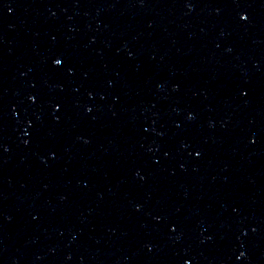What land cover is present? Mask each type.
I'll return each mask as SVG.
<instances>
[{
    "label": "water",
    "instance_id": "95a60500",
    "mask_svg": "<svg viewBox=\"0 0 264 264\" xmlns=\"http://www.w3.org/2000/svg\"><path fill=\"white\" fill-rule=\"evenodd\" d=\"M0 264H264V0H0Z\"/></svg>",
    "mask_w": 264,
    "mask_h": 264
},
{
    "label": "snow or ice",
    "instance_id": "6c2138e0",
    "mask_svg": "<svg viewBox=\"0 0 264 264\" xmlns=\"http://www.w3.org/2000/svg\"><path fill=\"white\" fill-rule=\"evenodd\" d=\"M241 19H242V20H247L248 17H247L246 14H243V13H242V14H241ZM54 63H55L56 65H60V64L62 63V60L59 59V58H57V59L54 60ZM57 107H59V105H57ZM197 155H199V153H197ZM241 255H243V253H241Z\"/></svg>",
    "mask_w": 264,
    "mask_h": 264
}]
</instances>
